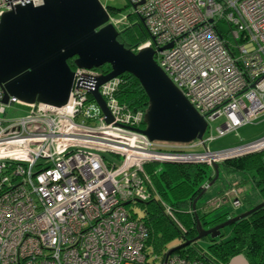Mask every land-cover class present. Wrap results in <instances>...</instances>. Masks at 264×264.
<instances>
[{"label":"built area","instance_id":"1","mask_svg":"<svg viewBox=\"0 0 264 264\" xmlns=\"http://www.w3.org/2000/svg\"><path fill=\"white\" fill-rule=\"evenodd\" d=\"M29 2L43 0H0V19ZM129 2L128 14L107 9L109 23L120 31L142 21L148 38L132 50H155L156 62L206 119V132L191 142L151 140L140 130L146 109L116 96L119 76L99 87L108 122L91 93L105 73L99 67L73 69L62 106L16 96L5 103L0 85V264H146L148 227L129 205L161 200L147 163L205 162L213 169L214 162L264 149V134L227 149L207 146L264 113V0ZM12 104L29 111L9 118ZM241 201L236 194L233 203ZM159 264L204 263L174 251Z\"/></svg>","mask_w":264,"mask_h":264},{"label":"water","instance_id":"2","mask_svg":"<svg viewBox=\"0 0 264 264\" xmlns=\"http://www.w3.org/2000/svg\"><path fill=\"white\" fill-rule=\"evenodd\" d=\"M119 30L109 23V12L101 0H43L34 5L17 4L0 19V85L8 102L16 96L26 103L44 102L62 106L69 100L75 72L68 59L75 57L78 67L98 68L109 64L111 70L97 77L91 90L95 100L107 115L113 117L99 87L125 72L136 76L149 97L144 115L145 128L140 129L151 140L191 142L202 139L207 121L177 88L156 62L153 48L138 52L119 41ZM172 43L165 47H171ZM163 49V48H160ZM220 163L212 167V185L220 175ZM193 200L198 234L194 239L170 248L165 258L183 246L206 236L216 238L233 222L264 206V201L252 208L205 227Z\"/></svg>","mask_w":264,"mask_h":264},{"label":"trees","instance_id":"3","mask_svg":"<svg viewBox=\"0 0 264 264\" xmlns=\"http://www.w3.org/2000/svg\"><path fill=\"white\" fill-rule=\"evenodd\" d=\"M107 9L110 13L116 12L111 6H107ZM147 38L148 32L141 20H133L130 25L122 28L118 35L119 41L130 49ZM68 63L72 69L77 67L75 57L68 59ZM99 68L105 73L111 70L109 64ZM119 78L120 83L116 90L118 99L129 108L146 109L149 97L138 78L129 72L119 75ZM155 163H148L147 170L151 171ZM222 163L227 173L242 175L241 181L235 182L236 185L243 186L245 181H249L254 195L260 198L246 210L264 201V149L229 157ZM210 175L205 162H165V167L160 173L152 174L161 200L154 197L148 201L134 203H139L145 210L142 216L137 212L136 214L147 224L149 231L147 248L150 254L158 256L159 261L164 259L169 250L168 244L173 239L179 237L181 243H184L197 236L196 217L192 212L193 200L201 193L203 185L214 178ZM239 191L242 192V188L239 187ZM243 199L248 200L246 195ZM163 201L172 207V215L164 209ZM197 213L205 227L233 217L225 213L206 221L207 214H202L198 207ZM227 227L229 232L224 228L222 234L216 238L210 236L202 238L208 241L206 246H201L197 240L176 252L188 259L200 260L204 264H229L238 255L245 257L248 264H264V206Z\"/></svg>","mask_w":264,"mask_h":264},{"label":"rangeland","instance_id":"4","mask_svg":"<svg viewBox=\"0 0 264 264\" xmlns=\"http://www.w3.org/2000/svg\"><path fill=\"white\" fill-rule=\"evenodd\" d=\"M101 1L104 5L115 8L116 14H128L132 9V6L129 0H101ZM220 27L224 31H228V32L230 31V25L225 21H221ZM122 28L124 27L120 26V30ZM28 111H29V108L26 106L19 105V104H12L11 106L7 107V117L14 118V117L23 115ZM222 121H223L222 118L217 119L216 121H214V124L215 125L220 124L222 123ZM209 134L210 132L206 133L207 136ZM263 134H264V113L260 114L258 118H256L252 123L246 124L236 130L229 131L225 135L216 137L214 140L208 142L207 146L211 150H214V151L227 149V148L242 144L244 142L252 141L258 138L259 136H262ZM199 148L204 149V146L199 147ZM244 154H247V153L239 154L236 156H240ZM232 157H235V156H232ZM153 165L154 166L152 167L151 171H148L151 177H152V174L160 173V168L162 170L165 167V163H161V162H156ZM207 167L211 174L210 176H215L214 170L208 164H207ZM219 168H220V175L218 179L212 185L208 186V189L206 190V192L203 194L201 198H199L197 202V207L200 209L201 213L207 214L205 216L206 221H211L215 219L216 217L222 214H225V213H229L233 216L241 214L242 212L246 211L247 207L250 204L260 199L259 197L254 195V191L253 189H251V183L249 181H245L243 183V186L236 185L237 181L238 182L241 181L240 178L242 177V175L240 173H235V174L227 173L222 162L220 163ZM223 184H225L226 187L234 185L236 188L238 187L237 189H239V187L242 188L244 191L242 192L239 191V194L241 193L242 196L246 195L249 201L248 200L245 202L241 201V205L236 206L233 203L234 195L227 193V192H225L226 193L225 196L224 195L222 196V194H219L218 188L219 186L223 187ZM234 186H232L230 189L232 188L234 189L235 188ZM154 187H155V184H154ZM130 207L135 208L139 216H142L145 213L144 208L139 203L130 204L129 208ZM226 230L228 231V227H226ZM180 243H181V239L177 237L168 244V248L170 249ZM199 243L201 246H206L208 241L204 239H199ZM159 263H160L159 259L154 258V255L150 254L147 264H159ZM229 264H231V262Z\"/></svg>","mask_w":264,"mask_h":264},{"label":"crops","instance_id":"5","mask_svg":"<svg viewBox=\"0 0 264 264\" xmlns=\"http://www.w3.org/2000/svg\"><path fill=\"white\" fill-rule=\"evenodd\" d=\"M232 186H234V185H231V186H229V187H226V185L225 184H223V187H220L219 186V188H218V192H219V194H222V196L224 195L225 196V192H227V193H230V194H232V195H236V194H239V189H237L235 186V188L233 189H229V188H231ZM208 189V188H207ZM243 190V189H242ZM244 191V190H243ZM239 196L243 199V196L241 195V193L239 194ZM218 197V196H217ZM219 198V197H218ZM221 198V197H220ZM223 198V197H222ZM243 202H245L244 201V199H243ZM231 264H248V262H247V260L245 259V257H243L242 255H238V256H236V257H234L231 261Z\"/></svg>","mask_w":264,"mask_h":264},{"label":"flooded vegetation","instance_id":"6","mask_svg":"<svg viewBox=\"0 0 264 264\" xmlns=\"http://www.w3.org/2000/svg\"><path fill=\"white\" fill-rule=\"evenodd\" d=\"M207 227H210V226H207Z\"/></svg>","mask_w":264,"mask_h":264}]
</instances>
